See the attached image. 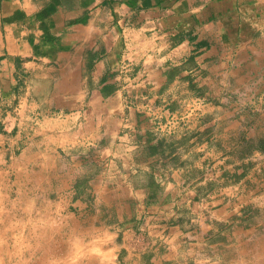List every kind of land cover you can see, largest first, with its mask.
<instances>
[{
  "label": "crops",
  "instance_id": "obj_1",
  "mask_svg": "<svg viewBox=\"0 0 264 264\" xmlns=\"http://www.w3.org/2000/svg\"><path fill=\"white\" fill-rule=\"evenodd\" d=\"M257 83L264 87V0H0V176L19 185L0 221L26 227L13 222L30 214L32 233L4 251L48 254L44 244L69 240L103 264L97 244L104 250L120 236L121 248L136 245L142 225L164 218L163 205H190L199 184L213 185L208 163L218 176L232 163L237 175L207 196L213 216L264 205L246 189L255 173L248 159L215 152L205 136L228 139L243 128L235 101ZM179 107L212 122L176 145L202 150L191 178L188 157L165 149L184 134L164 133ZM150 179L162 187L157 202Z\"/></svg>",
  "mask_w": 264,
  "mask_h": 264
},
{
  "label": "rangeland",
  "instance_id": "obj_2",
  "mask_svg": "<svg viewBox=\"0 0 264 264\" xmlns=\"http://www.w3.org/2000/svg\"><path fill=\"white\" fill-rule=\"evenodd\" d=\"M252 81L255 82L254 80ZM261 86L263 84L260 83L250 85L252 88L250 94L247 96L246 93L243 95L245 99H237L235 101L237 107V116L235 118L241 119L242 129L228 139L222 137V131L205 135L214 138L213 146L215 152L232 150L234 157L239 162L243 159L239 158V156L244 157L245 160L248 159L246 160L248 161L247 165L255 173L251 180H247L246 189L255 192L253 194L255 197H264V186L262 185L264 181L261 180L264 177V94L260 96V93H258L264 92V87ZM176 110L179 111V116L177 117L179 120L175 121L171 127H166L164 131L170 137H176L183 133L186 134L187 131H192L195 139V126L212 123L210 117L206 118L201 114L187 116L190 110L184 109V107H179ZM215 134L216 136H211ZM197 136L200 140L206 138L200 134H197ZM229 146L231 148H228ZM198 151H202L199 150V146L190 148L185 146L177 147L172 152H176L177 156L181 155V158L178 156L180 160L188 157L190 164H184L189 169L190 178L198 174V172L195 173L194 169L199 161L195 154ZM178 158H173L172 164L184 167ZM213 164L208 163V169L205 168V174L208 178L209 176H214L211 177L215 181L213 185L207 183L199 184V195L190 205L180 203L174 206L172 202L163 205V207H166L162 208L164 212L162 216L164 218L154 220L149 223L148 227L147 225H142L138 230L136 238H134V240L138 238V245L129 246L126 244V246L121 248L120 242H122V239L119 240L120 236H116L108 242L105 239V243H103L104 250H101L99 248L100 244H97L92 254L98 255L99 258L101 257L103 264H249L251 261L250 245L257 241H262L261 244L264 243V205L249 202L244 208L236 211L234 208H230V215L225 214L222 219H217L213 216V210L218 206H213L212 203L208 204L206 201L207 196L210 197L215 190L228 186L231 181L237 179V175H232L235 167L232 163L224 164L228 167L226 169L222 167L220 169L222 173L219 176L218 173H213ZM236 165L239 164L236 163ZM239 169L237 168L236 171ZM17 188H19V185L16 184L13 176L8 173L4 176L1 175L0 205L6 206L7 203H16L17 191L15 190ZM10 190H13V192ZM194 203L196 205L199 203L200 205L197 211L193 210ZM263 203L264 201H262ZM226 215H228L227 218H225ZM29 217L30 214L27 216L28 220ZM3 218L0 221V247L7 241V245L11 244L10 246L14 249V243L18 237L23 240L24 236L32 234L30 231L31 227H28V220L24 217L22 218L21 215L18 217L20 220H15L13 224L21 226L28 224V226L7 228L1 226ZM244 225H246L245 228L242 227ZM238 227L239 229H237ZM243 229H246V232L251 230V234L246 237H242V235L240 236L241 238H238L239 233L237 231ZM61 234L68 236L65 231H62ZM260 237L262 238L260 239ZM68 238L71 239L69 236ZM134 240L133 243H136ZM25 244L23 248H26ZM260 245L257 244V247ZM83 247L85 246L81 244L80 249L83 250ZM242 250H244L243 253L241 252ZM130 253L136 255H133L132 259L125 260ZM79 255L81 254H77L76 257L69 256V258L61 260L60 264L72 263L79 258ZM0 264H4V259L0 258Z\"/></svg>",
  "mask_w": 264,
  "mask_h": 264
},
{
  "label": "bare ground",
  "instance_id": "obj_3",
  "mask_svg": "<svg viewBox=\"0 0 264 264\" xmlns=\"http://www.w3.org/2000/svg\"><path fill=\"white\" fill-rule=\"evenodd\" d=\"M7 236V235H6ZM9 236V235H8ZM28 242H31L32 240H27ZM262 241H257V244H261ZM248 244L250 245V253H251V261L249 264H264V243L261 244L259 247H257V244ZM5 245V244H4ZM246 245V244H245ZM42 247L47 248V253L44 254V252L40 253V251H35V248L28 247L25 252L19 251V255H14L13 252H8L7 250L4 251V247L1 246L0 248V258L4 259L7 255V264L8 261H10L14 256L20 261L23 262V264H60L61 260H64L65 258L69 256L76 257L77 254L79 255L78 259L72 263L68 264H99L97 261H95L90 254H88L86 251L80 249V245L75 244L74 246L70 241H61L57 240L56 242L53 241L51 243L44 244ZM12 248V246H11ZM242 253L244 250L241 251ZM241 254V253H240ZM2 256V257H1ZM20 261V262H21Z\"/></svg>",
  "mask_w": 264,
  "mask_h": 264
},
{
  "label": "trees",
  "instance_id": "obj_4",
  "mask_svg": "<svg viewBox=\"0 0 264 264\" xmlns=\"http://www.w3.org/2000/svg\"><path fill=\"white\" fill-rule=\"evenodd\" d=\"M191 136L192 135L190 133H186V134H183V136L180 139H172V140H170L169 143H167L165 149L168 148V149H171L172 151H174L176 149L177 144L178 145L186 144L191 139ZM155 149L157 150L158 148L156 147ZM148 188L151 192L149 195V200L151 202L153 200H157L159 192L162 191V187L160 186V184L157 183L155 180L150 179L148 182Z\"/></svg>",
  "mask_w": 264,
  "mask_h": 264
},
{
  "label": "built area",
  "instance_id": "obj_5",
  "mask_svg": "<svg viewBox=\"0 0 264 264\" xmlns=\"http://www.w3.org/2000/svg\"><path fill=\"white\" fill-rule=\"evenodd\" d=\"M179 119L178 118H171L170 121H168L166 124H165V127H171V125L175 122V121H178Z\"/></svg>",
  "mask_w": 264,
  "mask_h": 264
}]
</instances>
